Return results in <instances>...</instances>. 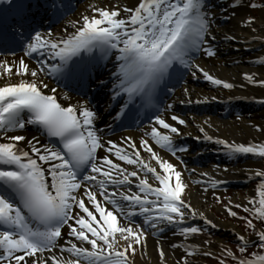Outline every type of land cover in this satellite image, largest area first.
Segmentation results:
<instances>
[{"label":"snow or ice","instance_id":"obj_1","mask_svg":"<svg viewBox=\"0 0 264 264\" xmlns=\"http://www.w3.org/2000/svg\"><path fill=\"white\" fill-rule=\"evenodd\" d=\"M229 6L239 8L242 0H229ZM0 7L5 22L10 11L19 15L13 0H0ZM211 7L207 0H136L131 7L124 0L105 6L90 4L91 14L81 13L78 20L69 21L70 32L29 34L22 48L25 56L34 59L35 67L29 68L23 59L18 67L0 60V79L5 81L0 85V264H135L138 250L146 254L148 228L153 235L174 229L173 234L183 238L169 245L181 250L176 264H191L189 257L196 254L214 255L201 251L209 240L202 245L184 242L205 232V226L216 225L184 198L186 183L181 171L152 146L181 160L174 137L181 135L176 125L186 121L173 114L170 119L176 124L166 122L157 106L160 89L179 68H195L213 85L234 87L194 62V53L201 50L204 55L215 54L208 39H215L210 31ZM247 7L264 8V0L260 4L249 0ZM254 22L250 15L241 21L255 33ZM14 30L23 41V33ZM250 39L264 44V36ZM13 43L6 33L0 37L5 49ZM110 57H114L110 100L119 106L115 119L139 125L142 116L143 121L151 122L138 147L131 137L122 142L104 140L103 130L95 127L97 112L89 102L61 103L56 89L44 82V78H53L83 83ZM253 63L264 65V55ZM242 76L248 83L264 87V79H256L255 73ZM100 86L106 87L103 81ZM63 96L68 99L66 93ZM259 102L264 103V98ZM29 125L39 137L19 134L18 130ZM253 127L259 130L258 125ZM199 131L205 141L222 146L230 159L249 154L264 159V141L229 142L208 135L203 127ZM99 149L105 154L98 157ZM179 151H187V146ZM249 171L259 178L254 195L244 204L229 201L224 207L255 236L250 239L233 232L237 250L244 253L255 245L262 251L245 258L222 247L220 255L237 264H264V169ZM207 183L216 188L222 182L210 178ZM212 194L219 202L216 192ZM234 208L247 215L240 216ZM197 218L203 224L189 223ZM253 219L261 223L260 229ZM156 252L160 264H167L159 241ZM218 264H226V259H219Z\"/></svg>","mask_w":264,"mask_h":264},{"label":"bare ground","instance_id":"obj_2","mask_svg":"<svg viewBox=\"0 0 264 264\" xmlns=\"http://www.w3.org/2000/svg\"><path fill=\"white\" fill-rule=\"evenodd\" d=\"M222 2L224 1H208V3L212 5L210 10L213 13V22L210 31L212 36L215 37V39H211L210 37L208 39L209 42L218 46L217 53L212 56L202 54L200 58L194 62L213 76L232 83L234 87L228 89L223 88L222 85H211L209 81L203 78L202 74L197 69H192V71L196 72L195 77H193L192 71L185 70V73H183L180 79L183 86L181 89L172 93L168 104L163 109V112L161 111L159 114L168 123L176 124V122L170 119L173 114L179 115L186 121L184 125H176L180 129L181 135L174 137V144L177 148L176 155L179 156L181 160L178 161L176 156L157 147L155 144L152 146L161 158L169 160L181 171L182 180L186 183V190L183 193L184 198L191 203L194 209L204 213V215L216 225V227H210L218 233L227 232L233 234V232L240 233L238 228L231 222H224L218 219L205 204H211L213 198L212 193L215 192V188H212L207 181L213 178L221 182L232 181L239 183L244 179L253 177L249 171L250 169L255 170L258 168L250 163L252 160L251 154L230 159L225 155L224 151L221 150L222 146L217 145L214 141H205L202 138L204 134L201 133L199 129L203 127L208 135L225 139L229 142L248 143L249 141H264V109L240 111L238 114L226 117L227 119L225 120L221 119L223 118L222 114L220 116L207 115L199 109V105L195 108L197 110L192 109L195 107V102H214L216 99H220L221 102H224L223 105L227 107L229 105L239 106L248 104L244 102L245 100L252 101L264 98V87L248 83L242 76V73L249 72L255 73L256 79H264V65L253 63L256 58L264 55V44L250 39L252 36H264V9L260 12L259 17L256 18L250 12L249 7H247L248 0H243L241 7L229 9L230 14H228L225 13L224 6L220 5ZM112 3H114V0H80L75 7V12L66 18L61 31H59L60 28L58 27L57 32L59 31L63 34L65 30L69 32L72 31V25L69 21L78 20L81 13L91 14L88 11V5L105 6ZM124 3L131 7L136 3V0H124ZM221 9H223V11H221ZM249 15L255 18V22L252 25V27L256 28L255 33H253L249 27L241 23V21ZM218 18L225 20V22L223 26L216 30V23H219V21H217ZM57 32H55L54 35H61L60 33L56 34ZM217 34H220V36H217ZM226 36H234L237 39H221H225ZM216 40L218 42H216ZM113 62L114 57H110L106 62L110 70L114 69ZM4 82L3 79H0V85ZM185 89H187V93H185ZM213 97H215V99H213ZM188 101H191V103ZM169 105H171V107H168ZM253 125H258L259 130L253 127ZM148 127L149 125L146 124L137 134H134L137 147L139 146L140 138L143 136V130ZM21 134L28 138L32 137L28 135L29 133ZM124 137L126 136L120 135L116 138V141L122 142V138ZM130 137L133 139L132 136ZM197 137H200V139H197ZM145 139L150 138L145 137ZM197 141H202V144L196 147L195 143ZM183 145L187 146V151H179ZM193 145L195 146L194 148ZM210 152L211 154L208 155ZM99 154V156L104 155V150L100 151ZM212 154L214 155L212 156ZM141 155L145 158L148 157V154L143 150H141ZM216 157L219 161L216 160ZM204 158H209V160L207 159L206 161ZM152 163L155 164L154 161ZM225 166H227V170H225ZM201 173H207L208 175L202 176ZM217 211L227 213L225 207H217ZM195 220L203 224V221L198 218ZM174 231V229L171 231H163L165 235L161 236L158 240L152 239L149 235L150 233H148L146 237V254L142 255L139 251L140 256L135 258V264H160L156 252L157 241L160 242L166 254L165 259L167 260V264H176L178 257L182 254L181 250H173L169 245L183 238L179 234H173ZM184 242L202 245L203 241L190 237ZM219 242V240H216L211 246L202 245L201 251L211 252L215 247L214 244L218 245ZM189 259L191 260V264H200L202 262L200 259H197V261L190 257Z\"/></svg>","mask_w":264,"mask_h":264},{"label":"rangeland","instance_id":"obj_3","mask_svg":"<svg viewBox=\"0 0 264 264\" xmlns=\"http://www.w3.org/2000/svg\"><path fill=\"white\" fill-rule=\"evenodd\" d=\"M254 2L256 4H260L261 0H254ZM264 8H251L252 10V15L254 17H259L260 12L263 10ZM181 85H178L177 89H180ZM264 159H259L257 158L256 162L258 163H252L253 165H256L257 167H260V169H263V166L261 167V161ZM258 177L252 178V179H248L246 180L247 185L243 186L241 188H237V189H230L228 191L222 192V193H216L217 196H219V202L216 201V199L213 197L211 200V204L210 203H205L207 205L208 208L211 209V211L213 212V214L216 215V217H218V219L224 221V222H231L233 223L238 230L240 231V234L248 236L250 239H255L254 234L250 233V230H245V226H244V221L241 219H237V218H233L231 216H229L227 213L224 212H218L217 211V207L218 208H224L225 204H228L229 201H231L233 203V205L235 204H244L247 202V198L254 195V190H255V186L256 183L258 182ZM235 211L238 212V214L240 216H245L247 215V213L243 212L241 209H234ZM253 223L256 225L257 229L261 228V223L255 219H253ZM206 231L203 233H200L198 235H194V238L204 241V240H209L210 243L208 244V246H211V244L213 242H216V240H219V244L216 245L214 244V249L211 251L212 253H214L213 256H203L200 254H196L190 258L194 259L197 261V259H200L202 262L200 264H218L219 259H228L227 257H222L220 255L221 253V248H228L231 249L233 253H235L236 255H240V252L237 250V244L235 243V238L234 235L231 233H227V232H220L218 233L217 231L213 230L211 227L209 226H205ZM255 249H258L255 247ZM254 249H251L250 252H252ZM140 256V252L139 250L137 251L135 258H138Z\"/></svg>","mask_w":264,"mask_h":264},{"label":"trees","instance_id":"obj_4","mask_svg":"<svg viewBox=\"0 0 264 264\" xmlns=\"http://www.w3.org/2000/svg\"><path fill=\"white\" fill-rule=\"evenodd\" d=\"M260 251H262L261 249H254L252 252H244V253H240V256H243V257H245V258H250V254L251 253H253V252H260ZM238 255V254H237ZM232 264H237V262L235 261L234 263H232Z\"/></svg>","mask_w":264,"mask_h":264}]
</instances>
